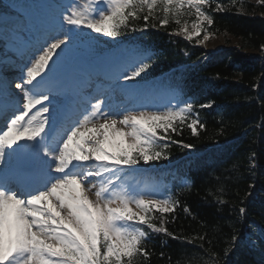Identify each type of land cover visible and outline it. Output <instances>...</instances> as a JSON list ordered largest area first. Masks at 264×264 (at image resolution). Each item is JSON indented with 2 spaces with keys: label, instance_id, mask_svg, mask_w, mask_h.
Wrapping results in <instances>:
<instances>
[{
  "label": "snow or ice",
  "instance_id": "1",
  "mask_svg": "<svg viewBox=\"0 0 264 264\" xmlns=\"http://www.w3.org/2000/svg\"><path fill=\"white\" fill-rule=\"evenodd\" d=\"M213 2L74 0L58 6L42 43L15 83L20 93L14 100L16 113L10 118L6 112L0 113L5 120L0 127V264H137L150 255L145 248L147 230L176 239L165 224L166 214L174 213L179 201L171 193L135 190L125 178L130 171H143L136 168L141 163L167 160L170 144L188 150L194 147L172 139L170 129L180 134L178 125L187 124L192 136H197L198 127L204 125L198 115L187 122L194 108L190 101L163 110L124 109L120 114L112 110L114 94L134 87L127 82L148 70L154 53L137 50L122 73L125 84L118 83L119 76L115 85L97 83L94 94L83 97L89 107L58 136L46 131L50 120L56 119L50 97L58 91L57 70L80 35L78 30L115 39L122 31H146L157 23L160 27L174 23L177 29L170 34L191 42L203 33V40H197L202 44L212 35L209 28L214 20L205 9ZM258 3L264 4V0ZM31 7L5 5L0 19L11 18L19 25L20 18L10 13ZM224 10L219 2L212 9ZM141 19L144 25L138 29L133 22ZM64 95L66 108L81 98L72 89ZM239 211L244 214L246 209ZM258 232L256 240L264 246V230ZM237 242L248 251L257 246L252 233L234 238L233 248ZM206 264L219 261L210 256Z\"/></svg>",
  "mask_w": 264,
  "mask_h": 264
},
{
  "label": "trees",
  "instance_id": "2",
  "mask_svg": "<svg viewBox=\"0 0 264 264\" xmlns=\"http://www.w3.org/2000/svg\"><path fill=\"white\" fill-rule=\"evenodd\" d=\"M216 2L225 10L212 11ZM206 12L214 20L210 36H220L228 50L213 59L204 57L182 74L189 98L182 95L193 103L204 128L198 127L197 136H192L187 124L178 125L180 134L171 129L169 133L174 140L194 145L192 151L235 142L211 155L206 163L197 164L198 173L195 160L189 166L187 162L191 186L181 190L175 212L166 214L165 227L176 239L149 232L145 242L149 258L146 262L140 258L137 264H206L210 256L219 264H264V246L256 240L258 227L264 230V4L258 0H214ZM133 23L143 28L142 19ZM175 29L174 23L165 27L157 23L146 31L126 30L105 41L111 45L141 39L154 51L148 68L149 76H154L203 56L200 49H189L190 45L170 34ZM141 32H146L145 39L138 38ZM255 53L260 58L251 56ZM201 104L211 107L201 108ZM185 154L186 150L172 145L167 149V160ZM241 207L246 209L244 214ZM247 233H252L257 245L254 250L248 251L238 242L233 248V239Z\"/></svg>",
  "mask_w": 264,
  "mask_h": 264
},
{
  "label": "rangeland",
  "instance_id": "3",
  "mask_svg": "<svg viewBox=\"0 0 264 264\" xmlns=\"http://www.w3.org/2000/svg\"><path fill=\"white\" fill-rule=\"evenodd\" d=\"M69 4V3H67ZM66 4V5H67ZM3 9V6L2 4L0 3V11H2ZM201 46H204V47H207V48H210V49H213V50H216V49H221L223 48V40L220 38V37H217V38H212L210 39L209 41H204V43L200 44ZM0 53H1V50H0ZM161 98V97H160ZM146 101L149 100V98L145 99ZM171 100V97H168L166 99V101H170Z\"/></svg>",
  "mask_w": 264,
  "mask_h": 264
},
{
  "label": "bare ground",
  "instance_id": "4",
  "mask_svg": "<svg viewBox=\"0 0 264 264\" xmlns=\"http://www.w3.org/2000/svg\"><path fill=\"white\" fill-rule=\"evenodd\" d=\"M11 22H15V20L8 18ZM7 64L2 63L0 64V69H2L3 71L0 70V84L5 85L6 83H14L16 81H18V78L15 76H12L10 73L11 69L4 71L5 67Z\"/></svg>",
  "mask_w": 264,
  "mask_h": 264
}]
</instances>
